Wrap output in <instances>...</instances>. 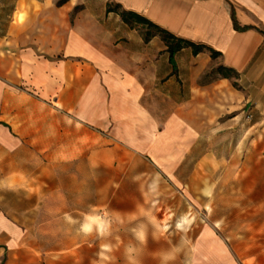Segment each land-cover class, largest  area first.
<instances>
[{"label":"crops","instance_id":"0c3cea01","mask_svg":"<svg viewBox=\"0 0 264 264\" xmlns=\"http://www.w3.org/2000/svg\"><path fill=\"white\" fill-rule=\"evenodd\" d=\"M113 1L221 54L211 62L208 50L194 55L185 47L178 52V70L192 74L190 96L162 124L146 107L144 76L121 63L115 51L123 45L112 41L111 32L109 41L98 39L94 18L70 19L67 7L55 0H0V181L19 187L30 183L23 196L36 201L25 211L46 215L44 223L56 222L57 230L65 229L66 219L84 222L89 245L98 222L132 220L128 208L113 201L119 195H106L112 182L138 178L129 173L120 151L144 161L145 149L163 144L180 166L197 142L198 131L189 117L198 112L201 117L224 116L250 102L263 103L264 108V0ZM233 12L238 23L249 28H236ZM128 38L142 47L145 43L134 29ZM158 54L159 48L154 58ZM184 59H191L188 67H181ZM218 65L239 73V87L222 76L198 83ZM174 74L169 63V82ZM199 97L200 107L194 108ZM214 102L220 108L210 113L208 103ZM159 158H152L155 164ZM98 167L114 168V177L101 179ZM100 181L108 184L98 185ZM4 229L15 236L20 226L0 221ZM32 238L27 244L32 259L42 260L44 254L47 259L38 235ZM206 239L202 232L193 242L192 264L214 253Z\"/></svg>","mask_w":264,"mask_h":264},{"label":"rangeland","instance_id":"374dc122","mask_svg":"<svg viewBox=\"0 0 264 264\" xmlns=\"http://www.w3.org/2000/svg\"><path fill=\"white\" fill-rule=\"evenodd\" d=\"M55 3L67 7L70 19L94 18L100 41H109L112 33V41L122 42L123 48L115 52L123 65L144 76L146 107L160 116L162 124L190 96V71L178 70L169 82L164 41L157 37L148 44L147 27L127 24L117 12H107L108 6L115 8L113 0ZM133 29L144 36L143 47L128 38ZM157 48L159 54L154 58ZM215 61L218 59L211 62ZM190 62L184 59L181 67H188ZM216 67H210L198 83L216 81L220 77ZM201 100L199 97L193 107H200ZM208 106L210 113L220 108L215 102ZM224 113L201 117L198 112V116L189 117L198 131L197 142L183 165L175 166L174 154L170 157L163 144L145 149L144 161L120 151L128 160L129 173L138 174V178L112 182V191L108 188L106 195H119L113 201L128 208L132 220L98 222L91 231V245L84 222L66 219L65 229L57 230L56 222L44 223L46 215L25 211L36 201L23 196L25 185L30 183L19 187L0 181V221L20 226L15 236L8 229L0 230V264H192L193 242L202 232L214 253L199 264H264L263 103L250 102L234 113ZM154 156L160 157V164H155ZM98 174L101 179L114 177V168L98 167ZM102 184L108 182L98 183ZM32 234L38 235L48 251L47 259L45 254L37 262L32 259L31 248H27ZM139 237H145L144 242ZM165 255L169 257L166 261Z\"/></svg>","mask_w":264,"mask_h":264},{"label":"trees","instance_id":"16d2710c","mask_svg":"<svg viewBox=\"0 0 264 264\" xmlns=\"http://www.w3.org/2000/svg\"><path fill=\"white\" fill-rule=\"evenodd\" d=\"M119 8L120 10H118ZM112 11L117 12L121 16L122 20L127 24H130V25L140 24L142 26L147 27V34L145 37L147 40H149L151 36H154V35L160 36V38L164 41L165 45L167 46L166 50L169 55L168 60H169L170 65L173 68V73H177L178 71L176 55L178 54L179 51H181L185 47H191L194 55H197L198 53L203 52L205 50H208L210 51L211 57L213 59L217 58L221 54L220 52L212 49L211 47L205 44H198L188 39L178 37L174 33L159 26L158 24L152 22L151 20H149L148 18L144 16L136 12L127 11V10L122 9L120 4H116L114 9L110 6L107 7V12H112ZM233 21H234L235 27L238 29L249 28L248 26H241L238 23L234 12H233ZM216 71L222 77L234 79L233 85L235 87H239L238 82L235 80L239 77V73L235 69L227 67L225 65H218L216 67Z\"/></svg>","mask_w":264,"mask_h":264},{"label":"clouds","instance_id":"9594fccd","mask_svg":"<svg viewBox=\"0 0 264 264\" xmlns=\"http://www.w3.org/2000/svg\"><path fill=\"white\" fill-rule=\"evenodd\" d=\"M139 238L141 239L142 242H144L145 237H139ZM168 258H169V257H168L167 255H165V256L163 257V259H164L165 261H166Z\"/></svg>","mask_w":264,"mask_h":264}]
</instances>
